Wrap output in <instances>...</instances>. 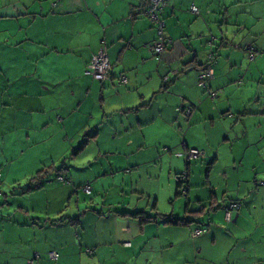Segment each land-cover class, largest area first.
<instances>
[{"label":"crops","instance_id":"obj_1","mask_svg":"<svg viewBox=\"0 0 264 264\" xmlns=\"http://www.w3.org/2000/svg\"><path fill=\"white\" fill-rule=\"evenodd\" d=\"M145 7L0 0V264H264V0H168L159 59ZM104 45L100 82L85 72ZM70 151L86 166H60Z\"/></svg>","mask_w":264,"mask_h":264},{"label":"built area","instance_id":"obj_2","mask_svg":"<svg viewBox=\"0 0 264 264\" xmlns=\"http://www.w3.org/2000/svg\"><path fill=\"white\" fill-rule=\"evenodd\" d=\"M144 2L146 3V8L144 13L146 17L152 22L156 31V39L152 44H150V51L152 55H154L156 58L159 59L161 55L164 53L166 47L170 44V40L167 39L164 35L165 24L164 21L161 19V12L163 8L166 6L168 0H144ZM190 12L197 15L198 9L194 6H191ZM254 55H255V51L253 49H250L248 53L249 59H253ZM110 72H111V66L108 62L107 47L104 45L93 56L91 60V69L86 71L85 74L90 76L93 80L101 82L109 79ZM211 76H212V70L210 67H206L203 70L199 71L197 75V86L200 88H207V83L208 80L211 78ZM162 80L164 84L167 83V77H164ZM120 83L125 84L126 78L121 77ZM217 95L218 92L216 91H208V97L211 99H214ZM182 111L186 115H189L191 112V108L186 107ZM183 156L185 160L188 162L200 159V154L195 149H186V151L183 153ZM179 180L182 181L183 183L187 181V173L183 172L179 176ZM58 181H60L61 183L68 182L67 177L64 174L58 175ZM186 190H187L186 187H183V192H185ZM83 191L88 195L90 194V188L88 186L84 187ZM239 207L240 204L238 202H231L230 204H228L226 208L227 209L226 218L228 219L232 210L238 209ZM203 233H204L203 229L197 228L191 232V237L195 238L202 235ZM48 256L50 259L56 260L58 255L55 251H51L49 252ZM36 257H38V253L34 252L33 258L35 259ZM34 259L28 261L27 264H33Z\"/></svg>","mask_w":264,"mask_h":264},{"label":"trees","instance_id":"obj_3","mask_svg":"<svg viewBox=\"0 0 264 264\" xmlns=\"http://www.w3.org/2000/svg\"><path fill=\"white\" fill-rule=\"evenodd\" d=\"M144 4L146 5V3L144 2ZM146 8V7H145ZM145 11V10H144ZM206 67H209V65H205V66H202V67H200V69H199V71H201V70H203L204 68H206ZM39 175H41V174H38L36 177H34V179H32V181H35L34 182V184H33V186L31 187H28L26 190H25V192H29V191H32L34 188H37L38 186H41L40 185V183H38L39 182ZM184 184H186V181L183 183L182 181H180L179 179H178V181H177V187H176V195H184L185 193H186V191L185 192H183V187H187L186 185H184ZM186 189H188V188H186ZM239 203V202H238ZM240 204V203H239ZM201 207H200V210H199V212H196V213H193V214H197V213H200L201 212ZM133 217H137L139 220H140V222L141 223H147V222H151L152 220H154V217H150V216H146L145 214H143V213H136V214H134V215H132ZM157 216H159L160 218H161V220L164 222V223H166V224H173V225H177V224H185V223H187L186 222V220L185 219H178V218H175V217H173V216H165V215H158L157 214Z\"/></svg>","mask_w":264,"mask_h":264},{"label":"rangeland","instance_id":"obj_4","mask_svg":"<svg viewBox=\"0 0 264 264\" xmlns=\"http://www.w3.org/2000/svg\"><path fill=\"white\" fill-rule=\"evenodd\" d=\"M78 150V147H76L75 149H74V152H76ZM93 151H94V148H93ZM92 152V148H89V149H86L85 150V152H84V154H89V153H91ZM71 154H72V152L70 151L69 152V154L67 155V157L65 158V159H63V161L61 162V164H59L60 166H65V169L66 170H73L74 172H76V171H78V169L79 168H81L82 166L84 167V166H86V164L84 163V160H82V161H80V157L78 156V157H76V158H74L73 157V155L71 156ZM198 160H193V161H191V163H194L195 164V162H197ZM85 169H87V168H85ZM185 185V184H184ZM179 199H185V197L183 196V195H181L180 196V198H178V200ZM175 203V202H174ZM170 206H173V205H171L170 204ZM204 225H205V227L204 228H201V229H203L204 230V233L205 232H207L206 231V229H208L207 227H208V224H206V223H204ZM229 230V229H228ZM203 233V234H204ZM227 236V234L223 231V232H221L220 234H219V237H217L218 238V241L217 242H219L220 243V238H225ZM225 245V244H224Z\"/></svg>","mask_w":264,"mask_h":264}]
</instances>
